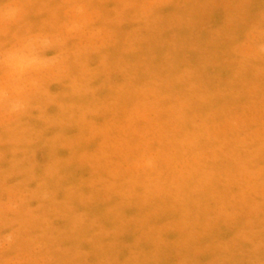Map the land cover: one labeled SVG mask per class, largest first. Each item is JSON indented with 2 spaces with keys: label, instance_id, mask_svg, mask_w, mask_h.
I'll return each mask as SVG.
<instances>
[{
  "label": "rangeland",
  "instance_id": "rangeland-1",
  "mask_svg": "<svg viewBox=\"0 0 264 264\" xmlns=\"http://www.w3.org/2000/svg\"><path fill=\"white\" fill-rule=\"evenodd\" d=\"M0 264H264V0H0Z\"/></svg>",
  "mask_w": 264,
  "mask_h": 264
},
{
  "label": "clouds",
  "instance_id": "clouds-1",
  "mask_svg": "<svg viewBox=\"0 0 264 264\" xmlns=\"http://www.w3.org/2000/svg\"><path fill=\"white\" fill-rule=\"evenodd\" d=\"M19 16V11L14 7L0 8V18L14 20Z\"/></svg>",
  "mask_w": 264,
  "mask_h": 264
}]
</instances>
